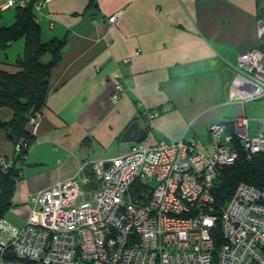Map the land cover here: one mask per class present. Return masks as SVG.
I'll return each instance as SVG.
<instances>
[{
	"label": "crops",
	"instance_id": "obj_1",
	"mask_svg": "<svg viewBox=\"0 0 264 264\" xmlns=\"http://www.w3.org/2000/svg\"><path fill=\"white\" fill-rule=\"evenodd\" d=\"M261 7L262 0H48L33 12L39 40L65 38V45L50 69L35 139L4 218L22 226L31 193L69 178L82 163L126 152L132 142L121 137L134 121L150 141L182 135L206 142V127L225 120L224 106L238 104L229 92L235 54L258 46ZM118 10L108 28L107 17ZM16 13L0 10V27ZM15 41L16 57L6 56ZM24 47V36L0 46V70L19 71ZM117 82L122 89L113 102ZM146 111L155 113L147 127ZM11 117V109L0 108V120ZM0 155H14L2 129Z\"/></svg>",
	"mask_w": 264,
	"mask_h": 264
},
{
	"label": "built area",
	"instance_id": "obj_2",
	"mask_svg": "<svg viewBox=\"0 0 264 264\" xmlns=\"http://www.w3.org/2000/svg\"><path fill=\"white\" fill-rule=\"evenodd\" d=\"M48 0H0V10ZM122 10L110 14L109 28ZM256 33L264 36V16ZM129 61L128 57L121 60ZM121 84L111 95L117 102ZM233 102L264 99V48L235 54L229 85ZM154 112H145V126ZM41 110L27 126L36 135ZM248 134L243 113L226 124L206 127V142L147 137L129 149L80 164L69 178L29 195L30 213L22 226L0 220V251L38 264H264V184L238 182L216 204L211 193L218 171L264 153V116ZM27 147L19 140L14 151ZM11 159L0 155V165ZM3 236V238L1 237Z\"/></svg>",
	"mask_w": 264,
	"mask_h": 264
},
{
	"label": "trees",
	"instance_id": "obj_3",
	"mask_svg": "<svg viewBox=\"0 0 264 264\" xmlns=\"http://www.w3.org/2000/svg\"><path fill=\"white\" fill-rule=\"evenodd\" d=\"M33 12L31 5L18 7L14 22L0 27L2 47H6L21 36L25 38L23 55L17 60L21 69L15 73L0 70V108L7 107L12 111L10 120H0V129L9 135L13 145L19 140L27 142V147L21 151H14L11 157L5 156L11 159L10 166L0 165V220L12 206V197L17 181L21 177L28 147L35 139V135L28 129V118L44 106L50 69L60 59L65 45V38L52 39L45 43L39 40V26ZM259 16H264V1ZM46 53L50 54V58L42 61ZM223 122L229 124V121ZM238 182L256 187L264 184V153H258L248 160H237L218 171L211 188L215 203H224ZM0 264L38 263L18 258L6 249L0 251Z\"/></svg>",
	"mask_w": 264,
	"mask_h": 264
},
{
	"label": "rangeland",
	"instance_id": "obj_4",
	"mask_svg": "<svg viewBox=\"0 0 264 264\" xmlns=\"http://www.w3.org/2000/svg\"><path fill=\"white\" fill-rule=\"evenodd\" d=\"M259 41H260V47L264 48V36ZM17 42H20V41H15L12 47L9 49V51L6 50V56L8 55V53H10L11 56L16 57L15 56L16 52L14 53V48ZM2 58H4V53L0 51V59ZM233 106L234 105H230V104H227L226 106H224L223 117H226L224 121L230 118L235 110L237 111V114L239 115L242 112L244 116L247 118L248 134H256L258 132V130L256 129V126L258 124V119L264 116V99L260 98V99L247 100V101H244L242 106L240 104H237L234 107ZM203 144H205V141L203 142ZM198 146L200 145L198 144ZM1 237L3 238V236Z\"/></svg>",
	"mask_w": 264,
	"mask_h": 264
},
{
	"label": "water",
	"instance_id": "obj_5",
	"mask_svg": "<svg viewBox=\"0 0 264 264\" xmlns=\"http://www.w3.org/2000/svg\"><path fill=\"white\" fill-rule=\"evenodd\" d=\"M148 131L141 127L137 121L132 122L123 133L121 140L123 142L139 143L147 138Z\"/></svg>",
	"mask_w": 264,
	"mask_h": 264
}]
</instances>
